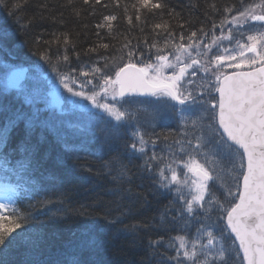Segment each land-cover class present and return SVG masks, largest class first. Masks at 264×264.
I'll use <instances>...</instances> for the list:
<instances>
[{
	"label": "snow or ice",
	"instance_id": "1",
	"mask_svg": "<svg viewBox=\"0 0 264 264\" xmlns=\"http://www.w3.org/2000/svg\"><path fill=\"white\" fill-rule=\"evenodd\" d=\"M3 2L0 0V3ZM90 2L83 0L84 4ZM95 3L100 4L101 0H95ZM240 3L243 5L244 0ZM132 7L137 11L136 19L139 20L141 9L152 12L165 6L160 0H136ZM211 7L215 8V4ZM223 11L226 15L219 24L211 21V35L200 27L187 35L181 32L177 37L165 27L163 45L155 39L151 44L144 40L149 54L153 48L156 52L155 63L143 66H138L133 60L143 63L145 53L139 50V43L132 45L131 41L122 45L121 55L101 57L104 60L102 67L98 66L99 61L80 68L68 65L66 52L71 41L67 35L63 36L65 54L58 56L56 63H52L47 51L38 53L51 66L49 83L53 87L61 86L69 94L64 96L65 101L83 110L88 105L82 102L87 101L106 114L105 117L99 113H88L96 121L111 124L109 147L117 150L111 141L127 134L131 142L123 147L126 154L130 153L129 160L132 157L142 159V171L148 173L160 188L175 191V200L181 203L179 214L171 216L172 209L168 206L161 220L166 215L173 223L182 220L180 231L184 232L190 231L193 220L198 224L191 239L186 235H177L167 241L163 238L150 241L149 247L163 246L175 251L174 256H164L158 264H235L236 261L241 264H264V0H249L230 19L228 14L233 13L234 6H226ZM127 19L131 24L132 16ZM116 20V15H105L95 27L98 30L107 29L106 35H111L112 22ZM161 27V24L154 25V29ZM217 27L219 35L216 34ZM8 35L7 32H0V53L8 51L3 43ZM96 35L99 37L100 32L97 31ZM108 47L106 43H98L88 51L96 52ZM169 48L171 51L165 52ZM170 55L173 57L171 60ZM76 56L79 58V53ZM61 63L65 65L64 70L60 67ZM0 67L3 68L0 74L3 79V87L0 88V165L11 171L33 175L39 152V141L33 143L37 129L55 132L68 157L81 159L80 153L88 151L83 137L95 125H71L72 135L77 139L69 140L61 131L63 125L57 126L41 119V109L35 106L31 93L20 83L21 66L11 64L0 55ZM32 67L43 71V65L39 63ZM245 67L247 70H242ZM167 69H171L170 75L164 74ZM226 69L235 71L229 73ZM150 70L155 75H150ZM198 73L203 75L198 77ZM137 96L155 99L140 101ZM144 103L153 108L156 118L174 114L180 125L187 129L182 139L173 141L167 159L155 148L157 141L161 138L167 140L168 135L155 132V123L151 125V132L142 130L139 125L137 113L141 109L138 105ZM21 124L24 126L23 136L12 147L13 133ZM17 153L19 159L13 160ZM89 154L101 158L98 153ZM103 168V174L118 184L119 193L130 196L131 188L124 185L132 183L131 169L123 163L119 153L104 161ZM92 171L87 169L89 173ZM225 177L231 178L234 189L228 187ZM217 191L223 200L215 195ZM23 198L33 197H7L6 202L0 203V210L11 209L12 212L9 217L11 226L5 227L2 222L4 217L0 216V252L10 249L18 239H27L31 248L37 251L43 244L38 235L31 238L28 235L31 232L28 226L34 218L15 207ZM225 201L228 207H225ZM38 203L45 206L51 201ZM214 211L218 213L215 220L212 218ZM220 222H223L222 226H218ZM108 223L115 225L123 223V220L116 217ZM16 229L24 231L12 236ZM129 230L117 229L111 238L117 239L122 231ZM232 233L235 234L234 239ZM236 239L239 240L238 246H235ZM102 243L94 238L82 240L75 245L76 252L54 256L47 264H118L110 255L107 258L102 256ZM81 247L94 252L97 259L83 257ZM0 264H4L2 259ZM29 264H40V261L32 260Z\"/></svg>",
	"mask_w": 264,
	"mask_h": 264
},
{
	"label": "trees",
	"instance_id": "2",
	"mask_svg": "<svg viewBox=\"0 0 264 264\" xmlns=\"http://www.w3.org/2000/svg\"><path fill=\"white\" fill-rule=\"evenodd\" d=\"M160 2L165 6L163 9L152 12L141 9L140 18L137 20V11L132 7L136 0H101L100 4H96L95 0H91L90 4H84L83 0H72L71 4L69 0H4L0 3V32H7L9 35L3 40L8 51L1 54L12 63L29 67L39 63L51 69L38 53L47 51L52 57V63H56L57 57L65 54L63 36L67 35L71 41L66 52L69 57L68 63L75 68L80 66L79 64L83 67L96 61H99L98 66L102 67L104 60L101 57L121 55L120 49L126 41H131L132 45L139 43V50L145 53L142 57L143 63L138 59H134L133 62L143 66L146 63H155L156 52L153 48L149 54L148 49L144 47V40L151 44L155 39L163 45L166 36L165 27L170 28L177 37L181 32L187 35L200 27L211 35V21L219 24L226 15L223 11L226 6H234L233 13L228 14L230 19L231 15L246 6L249 0H244L243 5L240 0H160ZM213 4L215 8L211 7ZM126 7L127 12H125ZM105 15L117 16V20L112 22L111 35H106L107 29L98 30L95 27ZM128 16L133 18L131 24L128 23ZM156 24H161L162 27L154 29ZM97 31L100 32L99 37L96 35ZM156 33L160 35L157 36ZM57 37L60 38L59 43ZM98 43H106L109 47L97 49L96 52L88 51ZM177 43H179L178 39ZM168 51L171 49H165V52ZM76 53H79V58ZM171 58L170 55L169 60ZM60 67L62 70L65 69L63 63ZM200 75L201 73L198 77ZM151 98L136 97L140 101L155 99ZM11 99L12 97H9V100ZM16 102L18 103V100ZM138 107L141 111L137 113V120L142 130L153 131L151 125L155 123V132L168 135L167 140L163 138L158 140L155 148L158 154L164 156L173 145V141L182 139L187 129L180 125L174 115L166 114L156 118L153 108L148 103L140 104ZM85 111L79 109L74 114L62 112L54 115L47 110L41 112V119H47L57 126L63 125L61 131L69 140L77 139L72 135L71 125L89 123L95 125L83 137L88 151L80 153L81 159L72 160L68 157L62 144L57 141L55 132L37 129L33 143L39 141V152L33 175L22 171H11L0 165L1 177L16 186L14 199L33 197L20 199L15 207L19 212L34 218L28 226L31 228L28 235L30 238L38 235L43 242L37 251L31 248L27 239H18L10 249L0 252V259L4 264H29L32 260L47 264V261L54 256L62 254L67 256L76 252L75 245L90 238L103 242L102 256L107 258L110 255L118 261V264H158L164 256H174L175 251L163 246L149 247L150 241L160 238L167 241L169 237L177 235H186L191 239L195 235L198 224L194 220L188 232L180 231L182 220L173 223L171 217L167 215L163 221L161 220L168 206L172 209L171 216H177L181 203L176 202L175 193L172 197V191L156 189L155 180L141 170L142 159L132 157L129 160L130 153L126 154L123 147L124 144L131 142L128 135L124 134L122 138L111 141L117 149L112 150L108 142L112 131L111 124L103 120L96 122L88 113H99L100 116L105 117L106 114L96 109L88 113ZM107 119L111 118L107 117ZM23 127L21 124L13 133L12 147H15L22 138ZM89 153H98L101 158ZM118 153L123 163L128 164L131 169L132 183L124 185L125 188H131L130 196L119 193L118 184L113 182L111 177L103 174L104 161L110 160ZM12 159H19V153ZM88 168L93 170L92 173L87 172ZM98 172L100 174H97ZM229 187L234 189L232 181ZM218 194L220 197V192ZM220 198L223 200V197ZM38 201H51V203L41 206ZM224 203L225 207H228V202ZM122 212L123 216H121ZM11 215V209L0 212V216L4 217L2 222L5 227L11 226L9 220ZM217 215L218 213L214 211L213 220ZM116 217H121L123 223L115 225L108 223ZM222 224L223 222H220L218 226ZM132 226H135L134 230ZM125 228L130 230L122 231L117 239L111 238L117 229ZM22 231L24 230L16 229L12 236ZM228 243L231 244L232 241L229 240ZM80 254L85 258L97 259L94 252L87 248L81 247ZM235 264L241 262L236 261Z\"/></svg>",
	"mask_w": 264,
	"mask_h": 264
},
{
	"label": "rangeland",
	"instance_id": "3",
	"mask_svg": "<svg viewBox=\"0 0 264 264\" xmlns=\"http://www.w3.org/2000/svg\"><path fill=\"white\" fill-rule=\"evenodd\" d=\"M228 26H231V25H228ZM217 28L218 29L216 31V34L219 35L220 29H219V27H217ZM0 55H2V54L0 53ZM248 55H251V53H249ZM3 58L5 60H8L4 56H3ZM10 63L15 64V65H19L23 69L24 76H21L20 83L28 92L31 93V95L35 101V106L40 108L41 112L47 110V112L50 111L51 112L50 114H53V115L55 113L60 114L62 112H68V113L74 114L76 111H79V109H81L79 106L65 101L64 96L69 95L65 89H63L59 85H57L56 87H53L49 83L48 75L51 72V69H47L46 67H43V71H41V70H37L34 67H32L33 64L31 67H29V66L20 65L17 63H12V62H10ZM68 65H70L71 67L74 66V65L72 66V64H70V63H68ZM79 65L80 66H76V68H80L81 64H79ZM228 70H232V69H227V71ZM2 72H3V68L0 67V74H2ZM149 74L155 75V73L152 71ZM164 74L170 75L171 69L165 70ZM52 75L54 76L55 74L52 73ZM202 75H203V73H201L200 76H202ZM81 79H83V78H81ZM2 87H3V79H2V75H0V88H2ZM57 90H59V93H60L59 98H57V95H56L57 93H55ZM12 91L15 92V89H13ZM9 97H11V96H9ZM57 99H58V101L56 102ZM73 99H77V98H73ZM82 103H85L88 105V108L86 109L85 113H88L90 111H95L96 108H94L90 102L83 101ZM96 110L98 112H102L101 110H98V109H96ZM85 113H83V114H85ZM78 117H80V116H78ZM95 121H96V119H95ZM167 153H168V151H166V153L164 154L165 159L168 158ZM225 182L227 183L228 187L231 185V179L230 178L229 179L225 178ZM7 197L13 198L12 192H10V189L5 190L4 193H0V203L6 202ZM5 210L6 209L0 210V212L5 211Z\"/></svg>",
	"mask_w": 264,
	"mask_h": 264
},
{
	"label": "water",
	"instance_id": "4",
	"mask_svg": "<svg viewBox=\"0 0 264 264\" xmlns=\"http://www.w3.org/2000/svg\"><path fill=\"white\" fill-rule=\"evenodd\" d=\"M242 70H247V69H242ZM235 71V70H234ZM232 72V71H231ZM231 72H229V73H231ZM232 236L235 238V234L234 233H232ZM236 243H237V245H239V240L238 239H236Z\"/></svg>",
	"mask_w": 264,
	"mask_h": 264
}]
</instances>
